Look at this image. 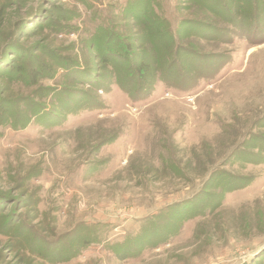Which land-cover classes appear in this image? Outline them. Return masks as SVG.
Returning a JSON list of instances; mask_svg holds the SVG:
<instances>
[{
	"label": "rangeland",
	"instance_id": "rangeland-1",
	"mask_svg": "<svg viewBox=\"0 0 264 264\" xmlns=\"http://www.w3.org/2000/svg\"><path fill=\"white\" fill-rule=\"evenodd\" d=\"M195 1L0 0V264H264V0ZM144 14L219 73L109 86Z\"/></svg>",
	"mask_w": 264,
	"mask_h": 264
},
{
	"label": "trees",
	"instance_id": "trees-1",
	"mask_svg": "<svg viewBox=\"0 0 264 264\" xmlns=\"http://www.w3.org/2000/svg\"><path fill=\"white\" fill-rule=\"evenodd\" d=\"M196 1V3L204 5L202 0ZM245 1L246 0L238 1V3H240L238 4V12L242 11L243 14H245L246 9L249 7L248 4H246L247 6H244L243 3ZM249 2L253 4L250 7H252L251 9H254V11H256L260 6L259 4H261L258 3L259 0H247V3ZM218 4L220 6L222 5L221 2H218ZM261 5L264 6V4ZM138 21V23L140 25L143 24L146 29L144 46H147V48H144L149 50H144V53L138 55L136 52L132 53L130 47L121 46L122 48L120 50L125 56L115 55V61H106L110 68L106 71V76L102 77V79L104 82L108 83L109 86L111 84L117 86L127 96L136 101L150 96L155 83H164L168 89L190 91L192 87L200 85L202 82L211 81L219 73L221 63L214 66V70L208 71L206 70L207 66L203 65L205 58L203 59L199 57V60L196 61L194 59L195 57H193L196 56L195 53H189L187 50H183L184 47H182L181 43L184 38L187 39L190 35V31H186V26H184L183 23L177 28L172 29L169 21L159 18L149 19L147 14L141 16ZM229 24H234V26L238 25L241 29L243 27L241 23L236 24L234 20H231ZM213 28L215 29V27ZM96 36L97 35L95 34V37ZM108 40L109 39L102 41V43L104 42L106 45V43H109ZM112 40L113 39L111 38V41ZM215 40L224 43L221 38ZM116 44L117 46L120 45L118 39H116ZM96 51L99 52V49ZM129 57H132V59H129ZM151 61H153L152 67L149 65ZM46 66L48 69L43 68L45 71H52V68L50 67L52 65L48 63ZM53 66L55 65L53 64ZM61 66L62 64H58V66L54 68H61ZM32 67L38 69L37 65L33 64L29 68ZM146 80H149L148 83H145ZM66 81L70 82L69 80ZM81 104H83L81 108L87 109L86 111L88 112L89 110L98 109V105L94 102L86 101ZM241 187H243V185L239 188Z\"/></svg>",
	"mask_w": 264,
	"mask_h": 264
}]
</instances>
